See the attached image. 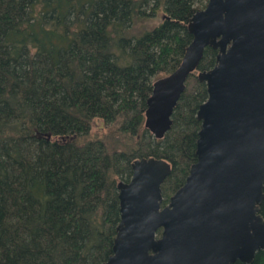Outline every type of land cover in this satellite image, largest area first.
I'll use <instances>...</instances> for the list:
<instances>
[{
	"label": "trees",
	"instance_id": "16d2710c",
	"mask_svg": "<svg viewBox=\"0 0 264 264\" xmlns=\"http://www.w3.org/2000/svg\"><path fill=\"white\" fill-rule=\"evenodd\" d=\"M207 3L0 0V264H104L121 219L118 183L137 159L171 163L164 205L184 185L208 99L198 74L219 50L205 49L163 138L145 126V112ZM251 264H264V250Z\"/></svg>",
	"mask_w": 264,
	"mask_h": 264
},
{
	"label": "water",
	"instance_id": "95a60500",
	"mask_svg": "<svg viewBox=\"0 0 264 264\" xmlns=\"http://www.w3.org/2000/svg\"><path fill=\"white\" fill-rule=\"evenodd\" d=\"M189 31L181 64L153 84L145 126L166 135L205 49H218L215 66L198 74L208 99L197 114V161L165 205L171 163L132 164L118 183L121 219L104 264H251L264 250V0H208Z\"/></svg>",
	"mask_w": 264,
	"mask_h": 264
},
{
	"label": "rangeland",
	"instance_id": "374dc122",
	"mask_svg": "<svg viewBox=\"0 0 264 264\" xmlns=\"http://www.w3.org/2000/svg\"><path fill=\"white\" fill-rule=\"evenodd\" d=\"M157 23H158V20H156L155 18L140 22L139 25L137 26V30L142 31L146 28H151ZM196 80H197V77L195 76H192V78L189 80V83H188L189 90H192L194 88V86L196 85Z\"/></svg>",
	"mask_w": 264,
	"mask_h": 264
}]
</instances>
